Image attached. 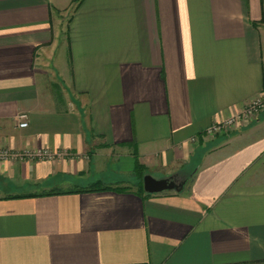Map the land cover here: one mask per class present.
I'll return each mask as SVG.
<instances>
[{"label":"crops","instance_id":"1","mask_svg":"<svg viewBox=\"0 0 264 264\" xmlns=\"http://www.w3.org/2000/svg\"><path fill=\"white\" fill-rule=\"evenodd\" d=\"M263 94L264 0H0V150L60 154L0 159V264H264V114L202 138ZM137 160L191 179L76 192Z\"/></svg>","mask_w":264,"mask_h":264},{"label":"built area","instance_id":"2","mask_svg":"<svg viewBox=\"0 0 264 264\" xmlns=\"http://www.w3.org/2000/svg\"><path fill=\"white\" fill-rule=\"evenodd\" d=\"M264 114V94L249 102L237 114L215 124H212L204 134L215 137L230 134L238 128L258 120ZM20 127L28 126V115L19 116ZM65 154V152L63 153ZM62 155V154H61ZM60 154L45 149H29L12 153L8 149L0 150V159H30V160H55Z\"/></svg>","mask_w":264,"mask_h":264},{"label":"rangeland","instance_id":"3","mask_svg":"<svg viewBox=\"0 0 264 264\" xmlns=\"http://www.w3.org/2000/svg\"><path fill=\"white\" fill-rule=\"evenodd\" d=\"M205 133V132H204ZM229 134H223V135H217L215 137H211V136H208L206 134H203L202 135V138H205V139H214V138H217V137H223V136H227ZM200 141V136H195L192 138V143H198ZM10 150V149H8ZM10 152L12 153H17V152H21V151H14V150H10ZM63 157H67V156H72L71 152L70 151H66L65 154H62ZM199 154L198 153H195L194 156H192V158L190 159L189 162H186V163H183V165L181 166V169H183L184 171H188V175H191L194 170L196 169V165H197V158H198ZM11 159V158H10ZM2 160H5V159H2ZM139 164L142 166L143 168V175L145 176L146 174H151V172H154V168H152L151 166L147 167L146 165L140 163V161L138 160ZM136 166V161H135V165L134 167ZM136 169V168H135ZM154 177L158 178L159 176L156 175V174H152ZM106 176V175H105ZM123 179V178H122ZM99 182L102 183L103 186H106L107 185V182L104 181V180H100ZM138 182H140V179H139V175L137 172H134L133 174L129 175V176H126L124 177L123 180L119 181V182H113L114 185H116V187H125V188H129L130 190L132 189H135L137 190V184ZM97 183V182H96ZM93 183H90V184H84L83 187H87L88 186H92Z\"/></svg>","mask_w":264,"mask_h":264},{"label":"water","instance_id":"4","mask_svg":"<svg viewBox=\"0 0 264 264\" xmlns=\"http://www.w3.org/2000/svg\"><path fill=\"white\" fill-rule=\"evenodd\" d=\"M175 178L176 176L156 178L152 174H146L144 176V190L150 195L160 194L167 191L180 192L188 181L178 183Z\"/></svg>","mask_w":264,"mask_h":264},{"label":"trees","instance_id":"5","mask_svg":"<svg viewBox=\"0 0 264 264\" xmlns=\"http://www.w3.org/2000/svg\"><path fill=\"white\" fill-rule=\"evenodd\" d=\"M143 168L142 166L139 164L138 160L136 161V169H135V172L138 173L139 175V179H140V182H138V184L136 185L137 186V192L143 194V195H150L148 193L145 192L144 190V175H143ZM182 176H184L186 178V180L189 182L190 181V177H187V174L184 172L182 173ZM109 189H114V190H119V191H128L130 190L129 188H125V187H111V186H103L101 182H97V183H93L92 186H89L88 189H84V188H81V189H78L76 190V192H81V191H88V190H92V191H95V190H109ZM62 191H59V190H52L49 192V194H55V193H61Z\"/></svg>","mask_w":264,"mask_h":264},{"label":"flooded vegetation","instance_id":"6","mask_svg":"<svg viewBox=\"0 0 264 264\" xmlns=\"http://www.w3.org/2000/svg\"><path fill=\"white\" fill-rule=\"evenodd\" d=\"M175 179H176V182L180 183V182H184L186 178L182 175H177Z\"/></svg>","mask_w":264,"mask_h":264}]
</instances>
